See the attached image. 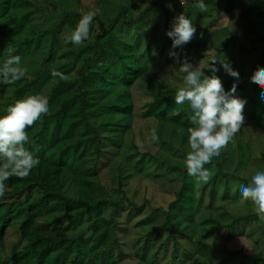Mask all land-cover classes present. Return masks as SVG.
Returning <instances> with one entry per match:
<instances>
[{"label": "trees", "instance_id": "obj_1", "mask_svg": "<svg viewBox=\"0 0 264 264\" xmlns=\"http://www.w3.org/2000/svg\"><path fill=\"white\" fill-rule=\"evenodd\" d=\"M155 2L143 13L148 12ZM204 2L212 3L213 0ZM58 7L59 4L53 8ZM95 14L89 38L75 45L65 43L61 35L66 23H70L68 29L72 32L85 14L82 11L65 10L63 20L49 30L53 36L49 38L48 51L38 61L33 60V68L25 69V77L11 85L0 82V116L5 115L6 108L17 100L36 94L49 99L50 109V115L41 117L27 129L29 143L26 148L34 158L39 159L38 166L27 178L13 176L5 181V196L0 198V254H5L0 255V264H57L73 247L76 252L71 264H78L82 256H88L90 264H98L99 256L105 258L103 255L108 256L112 251H115V255L110 264H190L195 254L194 264H206L200 250L210 247L208 237L210 239L215 235L213 241L217 243V236L221 237L219 229L222 224L210 226L207 237H193L185 223L186 209L184 207L181 211L179 208L187 189L186 182L174 190V198L167 204L162 199L155 200V195L162 192V188L157 183H151L152 193L148 195L151 187L145 186V180L150 177L149 172L152 170L141 167L144 162L138 157L149 156L152 163L158 161L154 169L157 177H171L172 173L168 171L172 168L187 172L182 162L174 159L170 161L165 153L166 149L177 148L180 140H187V129L192 126L191 110L187 103L177 105L174 102L176 90L183 86V82L174 86L169 79L158 78L148 64L150 51H146L142 44L137 46L127 41L121 33L118 34L120 38L116 35L119 24L131 26L136 20L129 7L120 6L117 15L107 17L106 22L102 14ZM21 16L12 13L8 7L0 10V19L4 18L0 24V66L8 58L9 51L21 56L22 63L25 45L35 39L24 34L25 28L20 29L23 24H28L25 19L29 14L22 16L24 20ZM219 22V19H215L205 26H195L196 37H200L203 32L209 45H200V49L207 48L206 52L194 57L184 46L176 52H185V56L195 66L204 68L213 57L222 58L229 50H232V54L228 62L233 66L238 61L232 56L233 51L243 50L239 55L241 67L236 95L239 91L247 94V79L243 80L242 77L246 70L247 51H253L255 46H244L234 32L218 47L211 31ZM13 24V29H8ZM30 30L35 33L36 29L30 27ZM44 33L48 34L47 31ZM43 35L39 34L38 42ZM256 38L264 39V35L257 34L254 36ZM37 56L36 53L32 54L30 59H36ZM257 60H254V71L263 68L264 53L258 63ZM53 67L63 73L66 79L53 77ZM217 67L221 68L219 63ZM205 74L212 73L205 70ZM221 80L225 90H229L236 82L227 74ZM9 86L14 87V95H1ZM135 90L142 94L135 97ZM141 123H144L143 128ZM166 126H170L171 130ZM153 129L159 139L149 142ZM169 133L171 135L168 137ZM140 140L145 142V146H141ZM160 153L164 155L160 156ZM132 160H138L136 162L140 166ZM164 162L169 166L160 170ZM103 166L110 170L116 188L111 189L103 184L101 188L105 193L93 200L83 191L93 190V178L98 177L97 169ZM78 173L87 180L81 183L76 193H70L65 189V184L73 182ZM134 179L144 184L142 201L129 195ZM243 180L247 184L246 179ZM108 206L112 210L106 217L101 212ZM148 206L149 211L144 213ZM93 212L98 214L86 227L74 232L63 230L66 224ZM123 215H126L127 220ZM133 215L138 217L135 225L131 223ZM156 216L160 217L159 220ZM245 218L239 216L231 225ZM154 219L160 222L145 234L149 237L160 231L165 236L158 242L151 253L152 260L148 262L142 257L148 253V241H140V255L137 249H132L126 232L130 230L132 233L133 226L151 225ZM11 227H15L17 237L8 245ZM197 242L200 250L195 253L192 244ZM240 252L243 255L247 253ZM245 256L249 260L254 258L250 254ZM254 259L260 258L256 256Z\"/></svg>", "mask_w": 264, "mask_h": 264}, {"label": "rangeland", "instance_id": "obj_2", "mask_svg": "<svg viewBox=\"0 0 264 264\" xmlns=\"http://www.w3.org/2000/svg\"><path fill=\"white\" fill-rule=\"evenodd\" d=\"M152 2L155 3L151 6L150 10L143 13ZM184 2L182 6L180 0H50V2L47 0H0V10L8 7L12 13H19L22 16L29 14L28 17L26 16V19L21 16L23 20L25 19V23L28 24H23L20 27V29L25 28L24 34H27L26 36L29 34L30 37L34 36L35 38L29 45H25L22 51L25 59H23L21 66L26 70L33 68V60L38 61L40 56L45 51H48L49 38L53 36L49 30L63 20L65 10L82 11L85 15L89 12H96L102 14L106 22L108 20L107 17L117 15L120 6L129 7L132 14L136 16V20L131 26L119 24L115 31L116 35L118 36L121 33L127 41H131L133 44L136 43L137 46L142 44L146 47V51H150L148 64L152 72L160 79H169L174 86H177L179 82H183L184 76L178 70H173L178 69L179 65L174 62V57L170 56L169 52L170 50L176 52L179 47L172 49L173 41L166 35L176 15L184 13L193 22L194 26H205L213 20L219 19V24L211 31L218 47L223 45L229 35L234 32L238 34L239 41L244 46L251 47L254 45L255 49L253 51H247V59L245 60L246 70L242 77L243 80L247 79V94H244L242 91L237 93L239 98L247 101L244 108L245 123L234 140L227 148L222 150L221 155L214 157L211 164L205 165V168L210 172V180L208 183H197L196 179L189 176L187 172H182V170L175 168L169 169L168 171L172 173L170 175L171 177H157L154 169L158 161H153L152 163V159H149V156L138 157L145 159H141L144 162V166L141 167L149 171L152 170V172H149L150 177H147L145 180V186L149 187L150 185L151 187L148 195L152 193L153 185L151 183H157L156 185H160L162 188V192L155 195V200L162 199L167 204L170 199L174 198V190L178 186H181L183 182H186L187 189L181 201V207L179 206V208L181 211L184 207L186 209L184 211L186 216L185 223L189 233L194 235L193 237H207L210 232V226L222 224V228L219 229L222 232H219L221 237L217 236V243L214 244V235L210 239H208L209 237L207 238L210 247L206 246L200 250L198 242L195 245L192 244L195 253L200 250L201 254L205 257L206 264H264V221H261L255 214L252 202L250 200H242L239 192V185L244 184L243 179H246L245 182L248 184L252 175L257 171H264V99L261 98V93L264 92V89H260L250 80L255 69L254 60H260L264 53V39H254V36L257 34L264 35V0H213L212 3H205L209 8L206 13H200L194 7L196 0H184ZM58 4V9H54L53 7ZM3 21L4 18L0 19V24ZM13 27L14 24L10 25L8 29L12 30ZM30 27L36 29L35 33L30 30ZM68 27H70V23H66L61 38L71 33ZM14 31L16 32V30ZM46 31L48 34L44 33ZM40 33L44 35L40 36L41 41L38 42ZM205 40L204 37L202 39L195 37L190 43L184 45L185 50L190 51L194 57L202 52H206L207 48L200 49V45L205 44L207 47L209 46ZM13 44L15 45V42ZM38 46L39 49H37ZM241 52L244 51L239 52V50H236L233 51L234 55H232L236 57V61L238 60L232 67L238 71H240L241 67L239 59ZM35 53L38 55L37 58L34 59L33 57L31 60V55H35ZM177 53L180 54L181 58L185 56V52ZM231 54L232 50H229L222 58L229 61ZM258 60L256 63H258ZM216 75L222 78L226 73L221 67ZM14 91V87L9 86L1 95L9 97L8 95H14ZM134 94L135 97H138L142 93L139 90H135ZM136 127H138V124ZM141 127H144V123H141ZM166 128L171 130L170 126H166ZM170 135V133L167 134L168 137ZM139 142H141V146H145L143 140ZM126 143L128 144L129 140ZM177 146V148L172 147L169 150L166 149L165 153L170 161L172 159L180 161L185 167V155L190 151V147L187 144V140H180ZM161 155L164 154L160 153ZM136 161L138 160H132L134 164L140 166ZM167 166H169L168 163L166 164L164 162L160 170L165 169ZM97 170L98 177L93 178L91 184L93 190L86 189L83 191V194H86L93 200L101 198V194L103 192L105 193L101 188L103 184L111 187V189L113 187L114 189L116 188V183L112 182L111 172L107 166L99 167ZM234 176L241 177L242 179L240 180ZM142 178L144 177L140 179ZM154 179H157V181H154ZM86 180L85 176L78 173L75 175L73 182L68 181L65 184V189L70 193H76L81 183ZM247 184L245 183V185ZM130 189L129 195L132 198L135 197L138 201L143 200V193H145L143 183L140 181L138 183L134 179L130 185ZM79 193L81 194L82 191ZM187 208H189V211H187ZM149 209L150 207L148 206L144 210V213H147ZM111 210L112 207L108 206L103 209L101 214L108 217ZM126 213L128 214V212ZM144 213L142 214L144 215ZM97 214V212H93L92 214L85 215L77 221L63 226V230L74 232L82 229ZM239 216H246L247 218L231 225ZM123 218L127 220L126 215H123ZM155 218L159 220L160 217L156 216ZM216 220L220 223H217ZM137 222L138 217L133 215L131 217V223L135 225ZM159 222L154 219L151 225L133 226L132 233L130 230L126 232V236L130 237L132 249H137L140 255H142V243L140 241H148V253L142 256L148 262L152 260L151 253L155 250L158 242L164 238L165 233L163 232L162 235L159 231L160 233H153L148 237L145 232L155 227ZM131 223L130 226H132ZM185 236L188 237L190 235ZM16 237L15 227H11L8 232V245ZM137 240L139 242H134ZM241 250L247 252L246 254L252 255L254 258L257 256L260 259L255 260L251 258L249 260L245 256L246 254L243 255L240 252ZM75 252L76 249L73 247L66 256L58 260L57 264H71ZM4 254L5 252L0 255L3 256ZM107 255H103L105 258L99 256L97 259L98 264H104V261L106 264L112 263L115 251ZM195 260L196 254L191 259L190 264H194ZM77 263L90 264V260L88 256H82Z\"/></svg>", "mask_w": 264, "mask_h": 264}, {"label": "clouds", "instance_id": "obj_3", "mask_svg": "<svg viewBox=\"0 0 264 264\" xmlns=\"http://www.w3.org/2000/svg\"><path fill=\"white\" fill-rule=\"evenodd\" d=\"M183 6L184 0H180ZM194 7L200 13L208 12V5L204 0H196ZM95 12L82 15L76 28L62 36L65 43L82 44L90 36V26ZM197 29L184 13L176 15L171 28L166 35L173 41L172 49L190 43L196 37ZM203 38V32L200 33ZM174 62L179 65L178 70L183 73V86L176 90L174 102L177 105L187 103L191 110L192 126L187 129V144L190 147L185 155L187 174L196 179L197 183H208L210 172L205 165L211 164L214 157H219L223 149L234 140L245 123L244 108L247 101L236 95L240 73L223 58L213 57L208 64L201 68L195 66L187 56L171 51ZM217 63L224 72L235 79L229 90H225L223 82L216 75L220 71ZM21 56L8 52V58L0 66V82L11 85L26 75L21 66ZM205 70L212 73L206 75ZM53 77L66 79L65 75L52 68ZM252 83L264 89V68H257L250 77ZM264 99V92L261 93ZM50 115L49 99L36 94L23 100H17L6 108V114L0 116V198L5 196V181L15 176L19 179L27 178L31 171L38 166L39 159L26 148L29 143L27 129L31 128L43 116ZM156 130L151 132L149 142L158 141ZM242 200L251 201L257 217L264 221V171H257L251 176L247 185H239ZM90 234V233H89Z\"/></svg>", "mask_w": 264, "mask_h": 264}]
</instances>
